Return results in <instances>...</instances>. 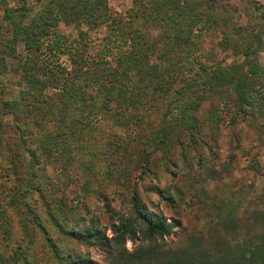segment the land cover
<instances>
[{
  "label": "trees",
  "instance_id": "16d2710c",
  "mask_svg": "<svg viewBox=\"0 0 264 264\" xmlns=\"http://www.w3.org/2000/svg\"><path fill=\"white\" fill-rule=\"evenodd\" d=\"M253 10L257 24L264 25L262 13ZM240 18L233 0H132L126 17L111 12L107 0H0V76L17 60L10 69L19 89L14 99L4 100L7 89L0 87V172L12 182L6 190L8 181L0 174V264H39L32 255L37 243L47 247L51 264H92L76 249L91 244L110 253L107 264H264V213L249 224L241 201L211 205L216 233L190 235L185 247L169 249L165 238L177 223L148 210L136 192L130 200L133 216L112 224L108 239L97 221L55 198L46 181L47 165L80 167L83 185L104 172V178L117 181L113 169L125 150L119 151L121 144L99 148L101 119L128 126L147 114L158 116L165 103L156 132L160 147L177 146L182 156L181 133H188L192 147L202 131L200 109L212 99L232 104L230 122L236 113L264 120V66L257 61L264 41L261 31L243 26ZM61 25L78 32L71 52L58 33ZM101 29L103 45L94 53L90 33ZM215 31L222 32L216 46L231 47L244 58L241 63H208L213 57L207 62L200 55L204 38ZM49 38L50 50L69 53V70L41 64ZM216 46L210 45V55ZM177 79L183 83L178 88ZM143 163L150 172L144 154ZM161 197L173 203L168 192ZM34 198L51 230L34 213L39 210L30 205ZM13 213H23L24 227L14 249ZM138 237L127 249L126 241Z\"/></svg>",
  "mask_w": 264,
  "mask_h": 264
},
{
  "label": "rangeland",
  "instance_id": "374dc122",
  "mask_svg": "<svg viewBox=\"0 0 264 264\" xmlns=\"http://www.w3.org/2000/svg\"><path fill=\"white\" fill-rule=\"evenodd\" d=\"M233 1L242 17L240 24L253 26L254 32L261 31L264 41V25H258L259 19L251 12L253 6H257L254 10L258 14L262 13L263 18L264 0ZM107 2L111 12L124 17L132 7V0H107ZM35 7L38 8L39 5ZM103 32L104 29L90 33V37L95 41L92 49L94 53L103 45L101 40ZM58 33L65 38L69 52L75 49L78 32L73 25H61ZM221 39V31L210 32L206 39L204 38V47L200 55H203L207 62L213 57V61L208 63L223 65L241 63L244 58L240 54H235L231 47L223 50L216 46ZM50 41L51 38L44 41L41 64L43 67L60 66L69 70V53L61 54L50 50L46 46ZM210 45L216 46L217 52L214 56L209 53ZM18 51H21L20 48ZM257 61L264 66V51L258 53ZM11 64L17 65V60H10L7 67L9 73L0 76V87L7 89L4 100L14 99L19 90L14 87L16 76L10 69ZM180 80L177 79L176 88L183 85ZM226 100L227 98L215 101L212 99L206 104L203 103L198 114L199 127L202 131L196 136V142L192 147L187 143L188 133H181L180 139L182 148L186 152L185 156L180 154L177 146L168 151L160 147L161 140L157 137L159 133L156 132L159 128L158 119L167 111L163 107L165 103L159 107L158 116L147 114L149 117L142 118L143 122L139 119L128 126H119L109 119L99 120L97 126L102 135L98 141L103 143L99 148L109 149L121 144L119 151L125 150L123 159L119 160L113 169L118 174L117 181L104 178V172L97 178L92 176L93 183L83 185L80 167L47 165L46 181L52 189L49 191L53 192L55 198L63 200L67 207L71 206L75 211L81 212V215L97 221L98 229L104 232L108 239L112 237V224L118 225L120 219H130L133 216L130 200L133 192H136L148 210L161 213L168 221L177 223L174 232L165 238L166 248L169 249L185 247L190 235L216 233L214 230L216 212L211 205L221 201L228 199H233V202L241 201L240 213L242 211V216L249 221V224H256L258 221L256 215L264 213V120L255 118L254 114L245 116L236 113L235 121L230 122V115H233L235 110ZM175 108L174 104L173 109ZM149 149L154 153L148 154ZM143 154L151 161L150 172L143 170ZM108 160L106 161L109 162ZM0 174L4 178L3 183L5 180L8 181L3 171ZM10 184L12 182L8 181L4 188L8 190ZM97 190L100 194L96 192ZM166 192L173 197L172 204L161 197ZM30 202L33 209H39L34 213L41 218L45 228L51 230L45 211L35 203V198ZM22 218L23 213H13V220H10L13 228L10 246L12 249L16 243H21L20 238L24 234ZM138 242L139 237L134 242L127 240L125 246L131 249ZM76 249L92 264H107L110 258V253L98 244L76 245ZM33 252L36 263H52L50 252L41 243L36 244Z\"/></svg>",
  "mask_w": 264,
  "mask_h": 264
}]
</instances>
